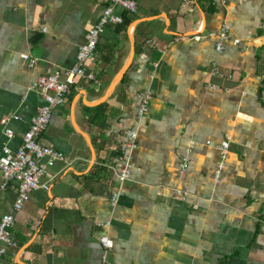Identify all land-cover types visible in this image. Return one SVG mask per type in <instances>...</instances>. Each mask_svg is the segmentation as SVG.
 <instances>
[{"label":"crops","instance_id":"obj_1","mask_svg":"<svg viewBox=\"0 0 264 264\" xmlns=\"http://www.w3.org/2000/svg\"><path fill=\"white\" fill-rule=\"evenodd\" d=\"M136 3L135 13L115 8L129 24L100 33L87 61L95 79L75 78L53 109L38 141L65 158L50 166L48 190L32 191L14 213L17 246L0 264H264V0ZM107 4L0 0V149L20 143L43 102L30 84L75 64ZM140 94L149 96L142 116ZM129 128L138 146L120 180L115 162ZM15 195L14 182L0 187V216Z\"/></svg>","mask_w":264,"mask_h":264},{"label":"built area","instance_id":"obj_2","mask_svg":"<svg viewBox=\"0 0 264 264\" xmlns=\"http://www.w3.org/2000/svg\"><path fill=\"white\" fill-rule=\"evenodd\" d=\"M108 4L102 9V13L96 22L88 29L84 42L78 47L76 52V61L73 66L65 70H54L47 74L40 75L34 80L30 87L42 93L43 102L37 108L35 114L30 118L29 126L21 136L20 143L11 148L7 145L0 149V171H1V189H5L10 182L16 184V195L10 211L0 216V255L4 254L8 248L17 246V242L12 238L10 229L14 223V213L21 210L23 205L28 201L30 194L34 190H48L49 183L45 179L48 170L55 161L63 160L64 154L50 146L43 145L38 141L40 134L48 126L52 111L55 107L63 104L70 93L71 85L75 78L86 77L91 80L95 79V75L87 68V61L94 55L98 37L105 27L121 24L123 16L115 12V8H120L127 13H135L137 11L136 0H107ZM229 32L226 24L221 26L218 33L220 41L216 43L215 49H222L221 41L224 40ZM195 38H199L196 36ZM234 43L239 40L234 39ZM23 59L28 60L29 65L35 63V58L29 57L27 54H21ZM212 73H218L216 67ZM230 76V75H228ZM210 88L216 89L217 86L212 85ZM140 103L137 107V115L142 116L148 106L149 96L140 94ZM21 119V116H15ZM4 120L1 119L0 123ZM6 136L11 138L14 133L11 129H5ZM126 140L120 145V152L115 162L118 168V177L120 180H126L131 172V155L137 148V131L135 128H129L124 131ZM228 147V141L224 140L220 144L222 152ZM224 155L222 153L221 160L214 170L215 178L223 167ZM188 164L183 160L181 170L184 171ZM180 192V191H179ZM178 192V193H179ZM120 191H112L110 195V203L114 204ZM100 243L105 249H111L113 242L107 236L99 238Z\"/></svg>","mask_w":264,"mask_h":264},{"label":"water","instance_id":"obj_3","mask_svg":"<svg viewBox=\"0 0 264 264\" xmlns=\"http://www.w3.org/2000/svg\"><path fill=\"white\" fill-rule=\"evenodd\" d=\"M132 54V51L130 53V55ZM129 59L130 56L128 58V60L125 62V64L122 66L121 70L118 72V74L116 75V77L113 79V81L111 82L110 86L108 87V90L106 91V93L102 96V98L99 99V101L103 100L104 98H106L114 89V87L116 86V84L119 82L122 74L124 73V71L126 70L128 64H129Z\"/></svg>","mask_w":264,"mask_h":264},{"label":"trees","instance_id":"obj_4","mask_svg":"<svg viewBox=\"0 0 264 264\" xmlns=\"http://www.w3.org/2000/svg\"><path fill=\"white\" fill-rule=\"evenodd\" d=\"M129 22H130V20L125 18V20H124V22L122 23V25L125 26V25L129 24ZM122 80H123V78H122ZM103 122H104V120H103ZM94 123H95L96 125H99V124H98V121H96V120H94Z\"/></svg>","mask_w":264,"mask_h":264}]
</instances>
